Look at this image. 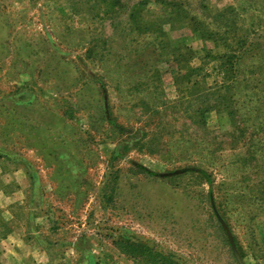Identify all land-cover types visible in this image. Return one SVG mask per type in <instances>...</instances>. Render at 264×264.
<instances>
[{"label":"rangeland","instance_id":"1","mask_svg":"<svg viewBox=\"0 0 264 264\" xmlns=\"http://www.w3.org/2000/svg\"><path fill=\"white\" fill-rule=\"evenodd\" d=\"M202 5L235 7L251 32L233 91L245 133L234 142L226 115L206 114L204 127L189 120L166 66L179 49L226 53L193 31L191 17L210 24ZM259 18L248 0H0V160L37 182L49 217L46 264H152L144 248L172 264H238L210 191L242 261L264 264ZM215 65L209 86L220 81ZM134 164L197 168L211 182L154 178Z\"/></svg>","mask_w":264,"mask_h":264},{"label":"trees","instance_id":"2","mask_svg":"<svg viewBox=\"0 0 264 264\" xmlns=\"http://www.w3.org/2000/svg\"><path fill=\"white\" fill-rule=\"evenodd\" d=\"M249 5L258 8L263 18V21L260 18L258 21L264 24V0H248ZM202 9L206 10L207 17L210 19V24L208 25H212V27L205 26V24L196 18L191 17L190 22L193 31L197 33L200 31L202 39L211 41L215 47L224 48L226 53L214 55L212 52H204L202 56H199L192 50L179 49L172 55L170 60L166 61V66L172 75L175 89L181 91V98L177 103H189L188 105H190L189 112L185 111L187 107L182 109L184 113L189 115V120L199 127H204L206 114L216 112L226 115L230 121V127L232 129L230 135L234 142L245 133L238 110L235 107L233 91L236 88L235 79L239 62L247 50L246 47L251 44V32L247 29H241L239 25L241 13L235 7L230 6L224 10H215L209 13L207 11L208 9L203 5ZM240 11H244V8L242 7ZM194 60L198 61L195 65L193 64ZM212 63H216L214 66L215 73L220 77V81H215L213 83L214 85L209 86L206 79L211 75L207 71V66ZM100 84L104 117L108 123L114 124L109 112L110 102L107 89L101 81ZM134 166L140 172L154 178L167 179L176 175L190 173L197 174L208 183L211 182L210 175L197 168H187L176 172H155L142 165L134 164ZM209 203L214 217L227 236L228 244L237 263L245 264L239 254L235 238L218 211L212 191L209 192ZM141 252L149 257L152 264H172L170 260L162 261L164 258L161 256L156 258L158 256L152 254V251L146 248L141 249Z\"/></svg>","mask_w":264,"mask_h":264},{"label":"crops","instance_id":"3","mask_svg":"<svg viewBox=\"0 0 264 264\" xmlns=\"http://www.w3.org/2000/svg\"><path fill=\"white\" fill-rule=\"evenodd\" d=\"M24 170L14 161L0 160V264L50 261L45 256L51 245L46 238L49 217L35 195L37 182Z\"/></svg>","mask_w":264,"mask_h":264}]
</instances>
